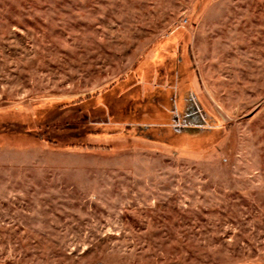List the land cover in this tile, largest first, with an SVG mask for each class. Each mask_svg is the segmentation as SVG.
<instances>
[{
	"label": "rangeland",
	"instance_id": "obj_1",
	"mask_svg": "<svg viewBox=\"0 0 264 264\" xmlns=\"http://www.w3.org/2000/svg\"><path fill=\"white\" fill-rule=\"evenodd\" d=\"M0 264H264V0H0Z\"/></svg>",
	"mask_w": 264,
	"mask_h": 264
},
{
	"label": "trees",
	"instance_id": "obj_2",
	"mask_svg": "<svg viewBox=\"0 0 264 264\" xmlns=\"http://www.w3.org/2000/svg\"><path fill=\"white\" fill-rule=\"evenodd\" d=\"M193 108H195V106H193ZM200 119H202V118H200ZM205 123H206V121L204 119H202V124H205Z\"/></svg>",
	"mask_w": 264,
	"mask_h": 264
}]
</instances>
